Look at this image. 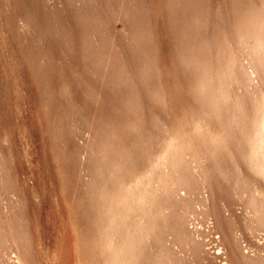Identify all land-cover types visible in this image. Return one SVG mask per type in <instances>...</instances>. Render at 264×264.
<instances>
[{
	"label": "rangeland",
	"instance_id": "obj_1",
	"mask_svg": "<svg viewBox=\"0 0 264 264\" xmlns=\"http://www.w3.org/2000/svg\"><path fill=\"white\" fill-rule=\"evenodd\" d=\"M263 31L264 0H0V264H264Z\"/></svg>",
	"mask_w": 264,
	"mask_h": 264
},
{
	"label": "bare ground",
	"instance_id": "obj_2",
	"mask_svg": "<svg viewBox=\"0 0 264 264\" xmlns=\"http://www.w3.org/2000/svg\"><path fill=\"white\" fill-rule=\"evenodd\" d=\"M264 32V31H263ZM257 37V36H256ZM252 38V37H251ZM261 38V37H260ZM258 39V38H257ZM256 39V40H257ZM262 41V40H261ZM258 44H262L261 42ZM262 46V45H261ZM257 47V46H256ZM255 48V47H254ZM259 49V48H258ZM263 49V48H262ZM256 50V49H254ZM261 51V50H260ZM259 51V53H261ZM258 53V52H257ZM260 56V55H259ZM264 56V55H263ZM261 57V56H260ZM264 58V57H263ZM264 60V59H263ZM264 72V71H263ZM262 95V94H261ZM239 109V108H238ZM264 111V110H263ZM235 124V123H234ZM249 137V136H248ZM251 150H250V164L253 170L264 177V112H262L260 118L254 124L253 133L251 135ZM246 139V138H245ZM242 142V141H241ZM249 143V144H250ZM250 146V145H249ZM173 151V150H172ZM249 155V154H248ZM244 156V155H243ZM247 158V157H246ZM248 159V158H247ZM248 161V160H247ZM250 164H248L250 166ZM253 176V174H252ZM240 179V178H239ZM148 186V185H147ZM234 188V187H233ZM264 197V196H263ZM254 202V201H253ZM259 203V202H258ZM111 205V204H110ZM114 206V205H113ZM118 215V214H117ZM132 237V236H131ZM121 244V243H120ZM114 252V251H113ZM118 255V254H116ZM120 255V254H119ZM124 257V256H123Z\"/></svg>",
	"mask_w": 264,
	"mask_h": 264
}]
</instances>
